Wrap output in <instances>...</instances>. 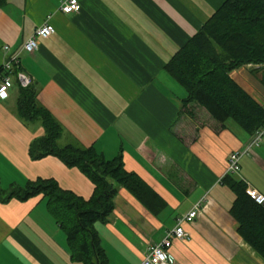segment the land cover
<instances>
[{
  "label": "crops",
  "instance_id": "obj_1",
  "mask_svg": "<svg viewBox=\"0 0 264 264\" xmlns=\"http://www.w3.org/2000/svg\"><path fill=\"white\" fill-rule=\"evenodd\" d=\"M63 1L8 0L0 7V66L50 16L56 31L39 40L38 50L21 51L20 68L63 126L58 144L93 146L107 159L121 153L126 170L156 194L146 204L119 187L113 212L95 223L109 264H141L148 247L197 204L195 219L183 222L189 238L170 248L174 264H264L239 232L231 212L236 195L226 181L229 154L243 149L252 132L185 104L186 89L166 69L225 0H79L75 13L62 12ZM256 69L262 67L244 65L231 76L264 105ZM19 96L14 80L10 95L0 97L1 187L54 179L89 199L95 185L78 167L54 155L30 156V144L45 129L19 115ZM240 164L230 178L264 193V141ZM47 202L42 194L0 200V264H83L72 259Z\"/></svg>",
  "mask_w": 264,
  "mask_h": 264
},
{
  "label": "trees",
  "instance_id": "obj_2",
  "mask_svg": "<svg viewBox=\"0 0 264 264\" xmlns=\"http://www.w3.org/2000/svg\"><path fill=\"white\" fill-rule=\"evenodd\" d=\"M7 2L0 0V7ZM248 64L262 67L255 74L264 84V0H225L172 56L166 69L186 89L185 104L197 103L217 123L232 118L253 133L264 124V105L231 76L232 71ZM17 111L26 121L40 120L45 129V134L30 144V156H57L68 166L78 167L95 189L85 199L63 189L54 179L39 178L9 190L3 189L0 182V200L44 195L67 234L72 259L83 264H109L95 223L109 218L119 187L127 188L146 204L156 194L138 174L126 170L121 153L107 159L93 146H60L63 126L39 102L34 84L20 86ZM230 175L226 181L236 195L231 212L239 223V232L264 257V204L256 203L246 191L247 184Z\"/></svg>",
  "mask_w": 264,
  "mask_h": 264
},
{
  "label": "built area",
  "instance_id": "obj_3",
  "mask_svg": "<svg viewBox=\"0 0 264 264\" xmlns=\"http://www.w3.org/2000/svg\"><path fill=\"white\" fill-rule=\"evenodd\" d=\"M64 13H75L80 10L79 0H64L60 7ZM56 31L55 26L48 16L45 23L37 26L30 37L24 42L19 51L11 52L8 58L0 66V97L7 98L10 95V89L16 80L21 87H27L34 83L33 77L20 68L21 51L34 52L39 49L40 39L47 38ZM5 52L9 53L10 45H4ZM264 141V124L258 127L251 136V139L245 144L244 148L232 151L228 157L226 174L238 173L241 168V157L245 154H251L255 148L261 146ZM248 195L258 204H264V193L255 187L248 185L246 189ZM200 204L178 219L176 226L167 231L165 237L148 247L141 264H174L175 258L170 252L174 240H183L189 238V233L184 229V221H193L199 212Z\"/></svg>",
  "mask_w": 264,
  "mask_h": 264
}]
</instances>
